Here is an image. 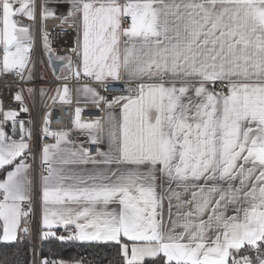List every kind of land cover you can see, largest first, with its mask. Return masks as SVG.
Wrapping results in <instances>:
<instances>
[{"label":"snow or ice","instance_id":"6c2138e0","mask_svg":"<svg viewBox=\"0 0 264 264\" xmlns=\"http://www.w3.org/2000/svg\"><path fill=\"white\" fill-rule=\"evenodd\" d=\"M36 35L51 97L26 87ZM0 81L20 108L0 99V243L27 240L33 264L77 241L111 264H264V0H0ZM69 81L96 114L53 130L47 111L34 133L27 101L73 105Z\"/></svg>","mask_w":264,"mask_h":264},{"label":"built area","instance_id":"2783aa9c","mask_svg":"<svg viewBox=\"0 0 264 264\" xmlns=\"http://www.w3.org/2000/svg\"><path fill=\"white\" fill-rule=\"evenodd\" d=\"M48 30L51 33V36L57 32L65 33L62 29L58 27L57 22H49ZM54 48L56 49V53L58 55H63V56L71 55L70 53L71 47L54 46ZM73 60H75V57H73ZM33 62L35 64V67H34L35 82L32 84L26 85V87L45 89L48 91L49 97L54 96L55 95L54 90L56 87L59 86L61 82L55 79V76L51 73L49 69L47 55L44 52L42 38L40 35H36V44L34 48ZM43 63L45 64L44 72L47 76L46 79H42V75H41V65ZM68 83H70L73 86V100H74L73 105H61L59 102L55 104H51L50 100H48L47 98L41 97L39 95V92H37L34 102L32 100L27 101L30 112L29 113L21 112L20 118L24 119L25 121H31V123L27 124V126L30 129H32L34 133L43 127V120H44V117L47 111H50L52 114L51 127L53 130H59V129L68 130L72 128L71 120L74 116V108L76 106H79L85 109L84 113L82 114V118L84 120H88L93 115L96 114V110L91 104H85V105L75 104V100L77 99L76 93H75V82L69 81ZM0 99L5 100L6 106L8 104H11L17 111H20L18 103L12 99V93H8V94L0 93ZM46 105H50V107L46 108L45 107ZM5 130L10 132V128L8 126L5 127ZM73 140L75 141L74 145L77 146V145H80L81 142L84 141L85 139L80 138V137H75L73 138ZM44 142L50 143L53 141L49 140V141H44ZM84 146L89 147V145L86 143L84 144ZM93 153H94V146H93ZM37 163H39L38 159H37ZM39 212H40V209H39V206L37 205V216H36V221L33 224V227H35L36 223L39 221ZM59 234L67 235V233H65L63 230L60 231ZM42 251H43V245H41L37 251V254L35 256L36 260H39L40 257L43 256ZM33 259L34 257L32 253V264H33ZM81 262L82 264H109L106 261H94L89 257L83 258Z\"/></svg>","mask_w":264,"mask_h":264},{"label":"trees","instance_id":"16d2710c","mask_svg":"<svg viewBox=\"0 0 264 264\" xmlns=\"http://www.w3.org/2000/svg\"><path fill=\"white\" fill-rule=\"evenodd\" d=\"M60 231L58 232V234ZM28 242L25 240L18 247L0 246V264H32V250L27 246ZM55 251L58 258L72 263L74 261H81L85 257H89L94 261H106L109 264L116 258L113 249L107 246L97 245L94 243H80L67 242L61 244L57 242ZM49 246L43 245L42 255L50 254Z\"/></svg>","mask_w":264,"mask_h":264},{"label":"crops","instance_id":"0c3cea01","mask_svg":"<svg viewBox=\"0 0 264 264\" xmlns=\"http://www.w3.org/2000/svg\"><path fill=\"white\" fill-rule=\"evenodd\" d=\"M74 35L73 34H65V33H54L52 36H51V40H52V45L53 47L54 46H67V47H72L73 44H74ZM45 52V51H44ZM46 54V53H45ZM47 55V54H46ZM49 69L51 71V73L53 74L52 70H51V67L49 65ZM67 72V69H64V72L61 73V74H64ZM54 75V74H53ZM55 76V75H54ZM77 97V96H76ZM85 104H88V103H85L83 101V98H81V102H80V105H85ZM75 137H80V138H84V136H82L80 133L78 132H73L72 135H71V139L75 138ZM75 146V145H74ZM80 145H77L75 147H79ZM86 147V146H85ZM101 147H105L104 145H101ZM63 229H59L57 230L58 232L59 231H62ZM79 242V241H78ZM80 243H88V242H80ZM1 244L3 243H0V246ZM68 264H72V263H68Z\"/></svg>","mask_w":264,"mask_h":264},{"label":"rangeland","instance_id":"374dc122","mask_svg":"<svg viewBox=\"0 0 264 264\" xmlns=\"http://www.w3.org/2000/svg\"><path fill=\"white\" fill-rule=\"evenodd\" d=\"M43 43V42H42ZM45 64L43 63L42 65H41V75H42V79H46L47 78V76H46V74H45Z\"/></svg>","mask_w":264,"mask_h":264},{"label":"water","instance_id":"95a60500","mask_svg":"<svg viewBox=\"0 0 264 264\" xmlns=\"http://www.w3.org/2000/svg\"><path fill=\"white\" fill-rule=\"evenodd\" d=\"M56 63H57L58 66L62 67V62L61 61H56Z\"/></svg>","mask_w":264,"mask_h":264}]
</instances>
